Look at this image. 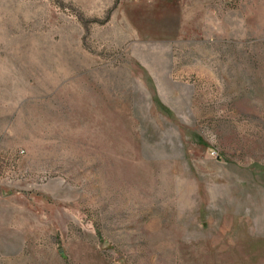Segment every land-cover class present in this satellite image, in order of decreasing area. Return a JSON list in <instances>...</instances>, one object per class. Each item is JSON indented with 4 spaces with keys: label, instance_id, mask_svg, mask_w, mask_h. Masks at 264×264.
I'll return each instance as SVG.
<instances>
[{
    "label": "rangeland",
    "instance_id": "obj_1",
    "mask_svg": "<svg viewBox=\"0 0 264 264\" xmlns=\"http://www.w3.org/2000/svg\"><path fill=\"white\" fill-rule=\"evenodd\" d=\"M0 264H264V0H0Z\"/></svg>",
    "mask_w": 264,
    "mask_h": 264
}]
</instances>
